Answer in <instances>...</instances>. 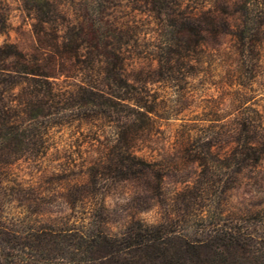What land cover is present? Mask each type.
<instances>
[{
	"label": "trees",
	"instance_id": "obj_1",
	"mask_svg": "<svg viewBox=\"0 0 264 264\" xmlns=\"http://www.w3.org/2000/svg\"><path fill=\"white\" fill-rule=\"evenodd\" d=\"M21 4L33 35L30 50L0 43V191L19 203L29 194L42 198L22 188L12 166L45 155L56 131L86 132L107 147L63 191L50 194L51 203L80 206L88 216L64 214L34 229L27 246L34 254L25 264H264V232L237 224L236 215L188 241L163 232L161 223L130 220L113 232L104 189L127 183L133 196L150 192L143 210L160 203L165 179L184 169H192L193 180L178 192L193 191L199 205L241 186L247 175L262 186L264 121L251 92L264 76V0ZM8 18L0 0V34ZM217 61L226 62L219 87L228 112L211 100L201 106L205 118L179 124L181 160L163 147L142 152L143 145L160 143L171 116L189 108L195 95L188 80L215 77ZM189 200L179 201L187 206ZM43 211L37 206L33 213ZM251 212L264 223V208ZM3 226L0 234L8 230Z\"/></svg>",
	"mask_w": 264,
	"mask_h": 264
},
{
	"label": "rangeland",
	"instance_id": "obj_2",
	"mask_svg": "<svg viewBox=\"0 0 264 264\" xmlns=\"http://www.w3.org/2000/svg\"><path fill=\"white\" fill-rule=\"evenodd\" d=\"M5 2L9 10V25L5 33L0 34V43L12 42L22 50L29 51L33 43V35L29 20L22 9L21 0H5ZM221 62L217 61L220 65L214 73L215 77L208 75L202 79L188 80L187 85L191 90L194 88L191 92L195 95L190 99L189 108L178 115L171 116L172 118L167 122L166 131L160 136V143L145 144L141 147L142 152L148 153L151 149L163 147L176 160H181L183 147L179 145L180 140L174 135L179 124L205 118L206 113L202 112L201 106L211 100L221 102L219 104L221 112H228L229 98L219 87L226 65V62ZM177 85L180 86V83L178 82ZM254 89L251 92V102L262 112L264 121V76L258 80ZM166 98L171 104V100L175 98L173 91H170ZM106 148L104 141L91 138L86 132L65 128L56 131L55 137L49 140L45 155L37 159L20 160L13 164L12 172L21 182L22 188L27 193L38 192L42 198L34 200V195L29 194V201L19 203L17 199L11 201L12 197L3 195L0 191V222L8 229L5 234H0V264L26 263L25 260L34 254L27 247L33 240L34 229L40 226L47 228L50 222L64 214H70L71 220L88 216V211L80 206L67 209L60 201L51 203L50 194L53 192L59 194L63 191L67 180L85 170ZM212 150L223 154L227 149L212 147ZM260 173L264 180V161L261 163ZM192 177V169L173 172L165 179L160 190L161 202L143 210L138 208L147 204L145 199L151 194L150 192L146 191L136 197L133 196L131 187L127 183L115 186H108L106 183L105 205L112 231H119L122 223L130 220L147 225L161 223L163 232L176 233V236L188 241L198 236L201 229L219 221L226 222L225 217L228 215H236L239 216L237 224L254 225L259 233L264 232V223L259 220V215L251 212V210L264 208V183L258 187L253 183L252 177L247 175L242 179L241 186L227 191L224 195L217 193L215 196L212 193L203 205H199L192 199L195 194L193 191L178 192L185 180L192 183ZM182 196H186L187 200L190 199L187 206L179 201ZM7 201L11 202L6 204ZM37 206L43 209L44 213L40 215L33 213ZM59 210H62L63 214H59Z\"/></svg>",
	"mask_w": 264,
	"mask_h": 264
}]
</instances>
